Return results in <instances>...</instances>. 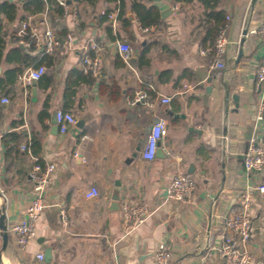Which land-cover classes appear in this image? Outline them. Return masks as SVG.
<instances>
[{
    "label": "crops",
    "instance_id": "0c3cea01",
    "mask_svg": "<svg viewBox=\"0 0 264 264\" xmlns=\"http://www.w3.org/2000/svg\"><path fill=\"white\" fill-rule=\"evenodd\" d=\"M133 1L124 0L128 21L118 17L115 25L103 12L118 9L119 15V0H100L95 7L66 0L70 13L62 15L46 3L35 14L22 7L14 21L0 16L8 31L0 61V216L6 214L9 234L4 245L0 229V264H157L161 245L172 254L170 264H225L218 251L223 220L240 209L243 192L264 181V171L247 173L244 167L250 139L264 144V91L256 87L263 49L249 32L264 21V0L218 1L217 8L231 16L223 69L215 66L209 42L206 48L202 42L204 2L162 0L172 8L163 19L151 0L146 3L161 21L144 26ZM22 18L39 32L51 25L62 43L42 56L47 70L31 85L20 79L32 66L16 41ZM88 39L98 44L90 52L99 61L97 74L85 73L80 61ZM119 41L130 44L131 58H123ZM32 52L40 57L41 48ZM140 90L149 97L134 103ZM62 109L77 116L63 134L53 121ZM159 117L167 120V134L150 161L142 150ZM26 142L31 153L22 149ZM36 158L54 169L36 236L22 248L11 228L25 218L36 193L28 173ZM179 173L197 181L185 202L168 197L167 185ZM91 186L100 194L88 200ZM116 188L119 209L112 207ZM128 205L146 210L132 232L125 226ZM250 214L251 264H264V194L253 197Z\"/></svg>",
    "mask_w": 264,
    "mask_h": 264
},
{
    "label": "built area",
    "instance_id": "2783aa9c",
    "mask_svg": "<svg viewBox=\"0 0 264 264\" xmlns=\"http://www.w3.org/2000/svg\"><path fill=\"white\" fill-rule=\"evenodd\" d=\"M58 3L64 7L65 14L69 12V6H67L66 0H58ZM112 23L117 24L118 9L113 12H103ZM76 18V13H73ZM231 16L226 14L225 22L219 30L215 43L211 50L216 58L215 66L219 69L225 67V52L229 42L228 39V27L230 25ZM20 29L17 31L16 36L18 43L31 47L32 44L41 48V54L38 57V61L43 55L54 52L57 47L62 45L56 37L54 29L51 25L45 26L41 31L33 29L27 20H23L20 25ZM250 34H254L259 39V42L263 49V62L260 64L257 70L256 87L261 92L264 91V21L257 27L249 30ZM247 36V32L242 35ZM71 37V35H69ZM98 44L88 39L82 48L80 61H82L83 71L87 74H97L99 61L96 58L91 57V50H96ZM118 49L122 53L124 59H129L132 56V47L129 43L119 41ZM207 50L203 49L202 54H206ZM47 66L42 63L38 66H30L23 74L20 75V79L23 85H31L37 82L42 75L46 72ZM149 96L145 90H140L135 94L133 102L143 101ZM3 102H8V97L2 98ZM166 104H170L171 97L165 96L162 99ZM259 117L264 118V105L259 109ZM56 120L61 134L67 132L71 124L77 122V116L64 109L56 112ZM147 140L143 148V157L147 160H154L157 155L158 144L167 134V120L163 117L156 119L148 132ZM31 142H26L22 145V149L31 153ZM246 152L244 154V167L247 173H259L264 171V144L260 143L255 136L250 139L247 145ZM54 169L53 164H42L36 158V162L29 170L30 179L33 184V189L36 191L32 200L30 201L27 214L25 218L14 223L12 230L16 234L17 244L19 247H27L31 240L36 236V222L40 214L46 208V202L44 200V190L47 183L50 180L51 171ZM197 181L191 174H175L167 185L168 197L171 200L188 201L193 193L197 190ZM264 194V181L259 180L252 187L248 188L241 194L240 197V209L227 216L223 220V232L221 238V244L218 247V251L225 264H251L254 262L253 255L249 252L248 243L252 236L253 222L250 214L251 200L256 194ZM99 189L95 186H91L85 192L86 199H93L99 196ZM62 205L60 206L63 221L67 220L66 209ZM125 214V226L127 231L132 232L135 230L139 223L144 219L146 210L143 207H136L128 205L124 210ZM171 252L165 245H161L156 252L155 259L157 264H170ZM38 258L43 260L44 253L40 252Z\"/></svg>",
    "mask_w": 264,
    "mask_h": 264
},
{
    "label": "trees",
    "instance_id": "16d2710c",
    "mask_svg": "<svg viewBox=\"0 0 264 264\" xmlns=\"http://www.w3.org/2000/svg\"><path fill=\"white\" fill-rule=\"evenodd\" d=\"M79 2L89 3L91 6H94L100 0H78ZM151 0H134L132 2L133 9L137 13L138 19L144 26H149L151 24H158L160 23V15L154 6L149 7L146 2ZM205 3L208 10L206 11V15L204 17V24L206 26V35L202 38V42L204 47L207 46L209 42L210 47L212 48L215 43V38L223 26L225 22V14L224 11L218 9L220 2L219 0H201ZM22 3V5H21ZM46 3L49 5L54 6V11L59 12V14H64V7L58 4L56 0H47L46 2L43 0H2L0 2V16L3 19L4 17L8 18L9 20H16L19 17L20 9L23 7L28 12L38 13L45 9ZM119 19H122L124 22L128 21V18L125 16V5L124 0H119ZM112 11V10H110ZM25 18V17H24ZM0 19V61L4 57V53L6 50V37L8 35L7 30H3L1 25ZM106 19V17H103ZM23 20V18H22ZM112 29V26H109V30ZM18 41V39H16ZM19 49L23 53L22 60L28 62L30 65L38 66L42 64L41 60L38 61V57L33 55L32 51L36 49V45L32 44L31 47H26L25 45L19 44ZM206 48V47H205ZM26 50V51H25Z\"/></svg>",
    "mask_w": 264,
    "mask_h": 264
},
{
    "label": "water",
    "instance_id": "95a60500",
    "mask_svg": "<svg viewBox=\"0 0 264 264\" xmlns=\"http://www.w3.org/2000/svg\"><path fill=\"white\" fill-rule=\"evenodd\" d=\"M153 3L159 8L161 17L163 19L167 18L172 13V8H171L170 3H165L162 0H154ZM56 112L57 111H55L53 113V117H54L53 121H56V117H55L56 116ZM81 125H82V123H81ZM79 126H80V124H79ZM119 185H120V181L117 182V187H119ZM119 200H120V189L119 188H116L115 193H114V196H113V204H112L113 205L112 207H114V209H119L118 204H117V202ZM5 219H6V214L3 213L0 216V229H2V236H3L4 245L7 244V242H8V236H9L8 229H7V225L5 223ZM46 257H47V261L51 257V253L49 252V249L47 250ZM127 264H135V262H128Z\"/></svg>",
    "mask_w": 264,
    "mask_h": 264
}]
</instances>
